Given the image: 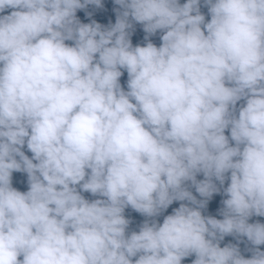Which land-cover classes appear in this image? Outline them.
Returning a JSON list of instances; mask_svg holds the SVG:
<instances>
[{"label": "clouds", "instance_id": "9594fccd", "mask_svg": "<svg viewBox=\"0 0 264 264\" xmlns=\"http://www.w3.org/2000/svg\"><path fill=\"white\" fill-rule=\"evenodd\" d=\"M114 3L103 28L75 19L101 0H0L14 9L0 16V264H264L259 247L245 259L219 245H264V224L248 223L264 217V0H204L207 23L200 0ZM130 18L166 30L161 46L133 47ZM221 188L223 219L204 217ZM174 201L195 207L125 236L126 207L152 218Z\"/></svg>", "mask_w": 264, "mask_h": 264}, {"label": "trees", "instance_id": "16d2710c", "mask_svg": "<svg viewBox=\"0 0 264 264\" xmlns=\"http://www.w3.org/2000/svg\"><path fill=\"white\" fill-rule=\"evenodd\" d=\"M186 2L187 0H179V3L181 6L185 4ZM119 8L120 6L116 5L114 3V0H101L100 7H97L96 5H87L84 9H77L75 13V19L78 20L81 24H91L93 21H95L96 23L100 24L103 28H107L110 25H114L116 23V10ZM199 8H200L201 14H203L205 17V23L209 22L211 19V16L208 12V7L205 6L204 4V0H200ZM13 10L14 9H6L4 13H0V16L8 15ZM130 22L132 23L133 27L129 29L128 31L130 33L129 38L131 40L133 47L137 45L146 46L148 42L153 43L157 47L161 46L162 44L161 36L165 34L166 30H157V32L154 35H148L147 33L143 31L142 24L132 21L131 18H130ZM201 28L202 30H204L203 25H201ZM146 36H147V39H145ZM65 43L69 46H74L73 41H65ZM96 59H98V54L96 56ZM121 71L123 74L119 79V83L124 91H128V88H127L128 74L123 69H121ZM226 86H232V85L226 83ZM242 105L246 106V101L243 99L238 101L236 104L237 116H238V110ZM224 134L226 137L229 138L230 146H235V142L232 141L230 137V128L225 129ZM21 151H23L24 154L29 157V159L32 158L33 154L27 149L26 144L21 148ZM17 159H19V157H17ZM33 163H36V161H33ZM86 171H90V170H86ZM225 176H226V179H225V183L223 186L224 188H226L230 184V179L227 178L230 176V172L226 173ZM204 178L205 177L203 176L202 173H198L196 175L197 181H201ZM213 182L217 185V187H220L219 181H216L214 179ZM12 187L22 193L27 192L29 190L27 173L14 171L12 173ZM184 187H186L187 190L190 191L192 195L196 197L197 200L205 199L204 197H201L199 193L196 192V189L194 186H192L191 181L185 182ZM76 188L80 192V194L89 202H92L96 199H106L104 197H100L99 195L93 196L89 192L81 191L79 185H77ZM224 199H227V197L223 194V189L221 188V191L219 193H214L210 198H208L207 205L205 208L198 209V210L201 211V214L204 217L210 216V217L222 220L223 216L220 215V210L224 207L222 204V201ZM181 203L187 204L189 207H195L194 205H191L188 201H174L166 210H163L159 216L152 217V218L143 216L142 214L133 210L130 206L126 207L123 212V215L125 219L129 220L130 223L125 230V236L129 237L132 234V232L138 233L140 230V227L142 226L145 220L154 219L157 221V223L162 224L164 218L167 215H171L174 209L179 208ZM256 222L264 224V217L253 215L248 219V223H256ZM229 244L238 246L240 249V254L245 259H250L252 257V252L248 251L247 249L259 247L260 251H264V245L253 246L250 244V242L247 241V237H244V236L236 237L233 235H228V236H225L223 240L219 241V245L221 248ZM138 256L132 258L133 264L135 262V259L138 258ZM195 258H196L195 254H192L184 258L181 261V264H192V261ZM18 259L22 260L23 257L20 256L18 257Z\"/></svg>", "mask_w": 264, "mask_h": 264}]
</instances>
